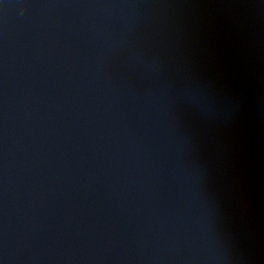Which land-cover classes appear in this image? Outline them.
I'll return each mask as SVG.
<instances>
[{"label": "water", "instance_id": "95a60500", "mask_svg": "<svg viewBox=\"0 0 264 264\" xmlns=\"http://www.w3.org/2000/svg\"><path fill=\"white\" fill-rule=\"evenodd\" d=\"M0 264H264V0H0Z\"/></svg>", "mask_w": 264, "mask_h": 264}]
</instances>
